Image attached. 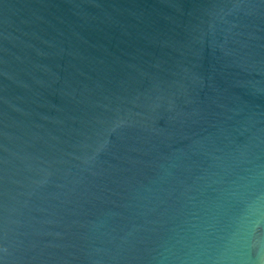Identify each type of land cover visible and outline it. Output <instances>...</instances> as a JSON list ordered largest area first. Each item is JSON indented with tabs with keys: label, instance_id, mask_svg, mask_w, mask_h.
Wrapping results in <instances>:
<instances>
[{
	"label": "water",
	"instance_id": "95a60500",
	"mask_svg": "<svg viewBox=\"0 0 264 264\" xmlns=\"http://www.w3.org/2000/svg\"><path fill=\"white\" fill-rule=\"evenodd\" d=\"M0 264H264V0H0Z\"/></svg>",
	"mask_w": 264,
	"mask_h": 264
}]
</instances>
